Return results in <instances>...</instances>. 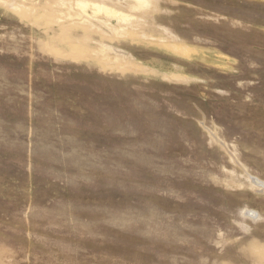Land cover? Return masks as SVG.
<instances>
[{"label":"rangeland","instance_id":"1","mask_svg":"<svg viewBox=\"0 0 264 264\" xmlns=\"http://www.w3.org/2000/svg\"><path fill=\"white\" fill-rule=\"evenodd\" d=\"M0 264H264V0H0Z\"/></svg>","mask_w":264,"mask_h":264}]
</instances>
